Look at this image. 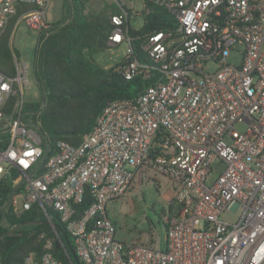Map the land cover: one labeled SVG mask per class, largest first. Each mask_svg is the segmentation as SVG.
I'll return each instance as SVG.
<instances>
[{"label": "built area", "instance_id": "1", "mask_svg": "<svg viewBox=\"0 0 264 264\" xmlns=\"http://www.w3.org/2000/svg\"><path fill=\"white\" fill-rule=\"evenodd\" d=\"M147 1L176 25L140 38L144 59L134 57L124 27L129 11L110 15L107 43L127 44L116 67L124 79L150 84L105 106L77 146L57 141L47 155L39 110L25 108L27 63L14 58L11 75L0 71V180L16 171L19 211L37 204L59 215L82 264H264V0ZM48 5L0 0V37L14 17V28L23 20L47 28ZM209 63L215 71L205 70ZM139 169L172 184L163 248L118 240L107 214ZM87 191L92 202L78 215ZM235 208V223L219 220ZM23 264L61 263L45 252Z\"/></svg>", "mask_w": 264, "mask_h": 264}, {"label": "trees", "instance_id": "2", "mask_svg": "<svg viewBox=\"0 0 264 264\" xmlns=\"http://www.w3.org/2000/svg\"><path fill=\"white\" fill-rule=\"evenodd\" d=\"M85 1L70 0L69 17L48 24L38 36L33 73L41 104L28 103L25 108L39 110L37 128L43 147L50 150L47 155L55 152L57 141L70 146L79 145L105 106L117 99L134 97L150 84V81L140 78L124 79L116 71L122 60L110 68L96 64L95 54L111 47L107 43L114 28L110 15L118 12L102 9L96 14L86 15ZM141 16L142 26L139 29L131 28L128 21L124 25L134 57L138 60L144 59L140 38L176 25L164 9L147 0H143ZM16 18L9 22L0 37V71L7 75L13 73L9 39ZM6 145V135L0 134V150ZM154 146L151 154L158 150L157 145ZM16 176V171H12L10 176L0 180V264H23L28 254L32 253L36 259H40L45 252H50L61 264H76L72 257V253L75 254L72 237L56 212L48 209V219L37 204H33L29 210L17 209L16 203L22 198L23 186L12 187L11 181ZM91 202L87 191L83 202L76 206L77 214L82 215ZM174 207L175 203L171 202L161 208L159 216L164 230L167 224L163 217ZM135 243L152 246V234L147 242Z\"/></svg>", "mask_w": 264, "mask_h": 264}, {"label": "rangeland", "instance_id": "3", "mask_svg": "<svg viewBox=\"0 0 264 264\" xmlns=\"http://www.w3.org/2000/svg\"><path fill=\"white\" fill-rule=\"evenodd\" d=\"M122 2L123 4L120 5ZM70 6V0H49L47 23L55 24L68 18ZM102 9L122 13L124 10L129 11L131 14L128 20L129 26L134 29H139L142 26L143 0H86L84 2L86 15L96 14ZM39 33V30L29 27L23 20L16 24L9 39L12 65L14 66V58L27 63L29 87L24 89V101L26 103L41 104L33 73V59ZM126 49L127 44L122 42L117 46H111L107 50L96 53L94 60L102 68L113 67L123 60ZM238 49L241 51L243 46L238 45ZM228 62L237 64L239 55L232 54ZM215 69L213 64L205 65L207 72H213ZM238 128L240 129V126ZM213 179L214 177H210L207 183H211ZM145 185L146 182L139 187L135 179L121 197L108 204L107 214L116 223V238L118 240L145 243L149 240L151 233L153 247L163 248L165 230L159 216L162 202L156 191ZM239 215V208L226 210L220 214L219 220L225 223H235Z\"/></svg>", "mask_w": 264, "mask_h": 264}, {"label": "crops", "instance_id": "4", "mask_svg": "<svg viewBox=\"0 0 264 264\" xmlns=\"http://www.w3.org/2000/svg\"><path fill=\"white\" fill-rule=\"evenodd\" d=\"M135 179L139 187L141 186L142 183L146 182V185L148 187L156 191L157 195L160 197L162 202L161 208H164L170 204L172 200V184L168 179L158 174H155L150 170H143V169H139V171H137L134 180ZM122 242H128V241H122Z\"/></svg>", "mask_w": 264, "mask_h": 264}, {"label": "water", "instance_id": "5", "mask_svg": "<svg viewBox=\"0 0 264 264\" xmlns=\"http://www.w3.org/2000/svg\"><path fill=\"white\" fill-rule=\"evenodd\" d=\"M52 226H53V225H52ZM64 239H65V241H66L67 244H68V240H67V238L65 237ZM72 257H73V260L75 261L76 264H80V263H79V260H78V258H77V256H76L74 253H72Z\"/></svg>", "mask_w": 264, "mask_h": 264}, {"label": "snow or ice", "instance_id": "6", "mask_svg": "<svg viewBox=\"0 0 264 264\" xmlns=\"http://www.w3.org/2000/svg\"><path fill=\"white\" fill-rule=\"evenodd\" d=\"M117 39H118V37H117Z\"/></svg>", "mask_w": 264, "mask_h": 264}]
</instances>
